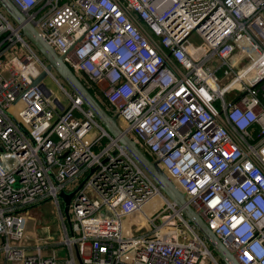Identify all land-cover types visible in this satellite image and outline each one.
<instances>
[{"label":"built area","instance_id":"1","mask_svg":"<svg viewBox=\"0 0 264 264\" xmlns=\"http://www.w3.org/2000/svg\"><path fill=\"white\" fill-rule=\"evenodd\" d=\"M11 1L236 260L264 264V0ZM46 64L0 7L4 264H224L53 70L66 102L32 84ZM84 178L59 245L15 243Z\"/></svg>","mask_w":264,"mask_h":264},{"label":"water","instance_id":"2","mask_svg":"<svg viewBox=\"0 0 264 264\" xmlns=\"http://www.w3.org/2000/svg\"><path fill=\"white\" fill-rule=\"evenodd\" d=\"M0 7L18 26L21 35L28 40L47 63L45 70H42L38 76L33 78L32 84H39L41 88L46 90L43 79L47 76L48 71L53 70L68 89L81 99L84 107L92 111L95 119L104 130L117 140L120 147L152 179L164 195L175 203L180 212L196 228L222 262L224 264H240L234 255L225 248L219 238L201 218L199 213L187 203L183 192H181L166 172L159 166L158 160L148 157V155L137 145L136 141L119 127L118 114H110L106 111L94 94L89 91L87 86L63 61L62 57L44 41L34 26L26 19L25 15L11 0H0ZM85 180L86 178H84L72 191L68 193L61 191L58 194V198L62 202V212L68 223L70 200L74 193L80 189ZM79 264H82L80 260Z\"/></svg>","mask_w":264,"mask_h":264},{"label":"rangeland","instance_id":"3","mask_svg":"<svg viewBox=\"0 0 264 264\" xmlns=\"http://www.w3.org/2000/svg\"><path fill=\"white\" fill-rule=\"evenodd\" d=\"M189 42H191L193 45H197L200 41L197 36L193 35L190 36ZM56 77L63 83V81L58 76ZM43 83L49 90H51L52 97L58 96L64 102H66V97L64 96L63 92L57 86L54 80H52L48 75L43 79ZM63 85L66 86L64 83ZM61 203L60 207L62 206ZM24 215V229L25 232L29 234L31 238L29 237L27 239H23L22 241H17L15 243L35 245L37 242V240L35 239V235L40 233L44 238L50 235L49 247H51L53 250V246L59 245L60 240L63 236L62 221L67 227L69 226L65 217L61 219L60 212L53 199H49L47 201L39 203L38 205L29 209L28 212ZM46 226H48V228H46ZM59 252V254L63 256L66 253V249L61 246ZM45 253H51V249H47Z\"/></svg>","mask_w":264,"mask_h":264},{"label":"trees","instance_id":"4","mask_svg":"<svg viewBox=\"0 0 264 264\" xmlns=\"http://www.w3.org/2000/svg\"><path fill=\"white\" fill-rule=\"evenodd\" d=\"M87 88L89 89V91H90L92 94H94V96L98 99V101L102 104V106H103L105 109H107V108L110 106L109 102H108L105 98H100V97H97V96L95 95V92H94L95 89H94V87H92V85L87 86ZM261 102H262V104L264 105V98H262ZM107 111H108V110H107ZM146 154L148 155V157L152 158V155H150V154H148V153H146Z\"/></svg>","mask_w":264,"mask_h":264},{"label":"crops","instance_id":"5","mask_svg":"<svg viewBox=\"0 0 264 264\" xmlns=\"http://www.w3.org/2000/svg\"><path fill=\"white\" fill-rule=\"evenodd\" d=\"M34 206H36V205H34ZM34 206H32V207H34ZM31 207V208H32ZM30 208V209H31ZM29 235V234H28ZM30 237V236H29ZM31 238V237H30ZM42 238H44L40 233L39 234H36L35 235V239L36 240H38V239H42ZM0 264H4V258H3V254L1 253V251H0Z\"/></svg>","mask_w":264,"mask_h":264}]
</instances>
